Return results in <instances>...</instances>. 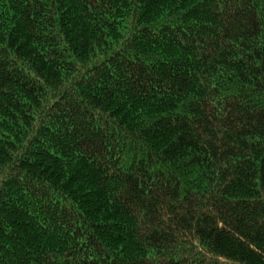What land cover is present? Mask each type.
I'll return each mask as SVG.
<instances>
[{
  "label": "trees",
  "instance_id": "trees-1",
  "mask_svg": "<svg viewBox=\"0 0 264 264\" xmlns=\"http://www.w3.org/2000/svg\"><path fill=\"white\" fill-rule=\"evenodd\" d=\"M0 264H264V0H0Z\"/></svg>",
  "mask_w": 264,
  "mask_h": 264
}]
</instances>
